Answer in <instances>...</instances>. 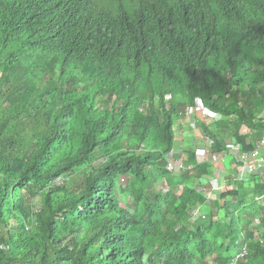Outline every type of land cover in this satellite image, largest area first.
Here are the masks:
<instances>
[{
  "label": "trees",
  "instance_id": "obj_1",
  "mask_svg": "<svg viewBox=\"0 0 264 264\" xmlns=\"http://www.w3.org/2000/svg\"><path fill=\"white\" fill-rule=\"evenodd\" d=\"M199 107L211 159L255 149L264 0H0V264H264L260 176L194 217L220 167L168 169Z\"/></svg>",
  "mask_w": 264,
  "mask_h": 264
},
{
  "label": "built area",
  "instance_id": "obj_2",
  "mask_svg": "<svg viewBox=\"0 0 264 264\" xmlns=\"http://www.w3.org/2000/svg\"><path fill=\"white\" fill-rule=\"evenodd\" d=\"M201 113V114H200ZM187 116V120L183 121V125H189L191 128H193L194 130V134L196 136H200V130L198 128V121L197 120H192V117L195 116H201V119H208V115L204 112V110H202V107L199 108H194L191 109L187 112L186 114ZM178 136L179 138H185L186 136L184 135V133H181V131L179 130L178 132ZM195 136V137H196ZM174 153H176V150L174 151ZM213 156V154H204L201 157V162H205V161H211L214 165H217L219 167H226L227 166V153L223 152V154L221 156L215 157L214 159H211V157ZM180 160H176V161H171L168 169L172 172H174V174H181V172L183 171H190L194 169V165H188L186 163V158L183 155H180ZM235 161L236 164L233 165V169L236 170V174L235 177L238 180V171H239V177L240 178H245V177H252V176H260L262 178V180L264 181V134L262 136L261 139H259L256 144H255V149L251 150V151H244V152H239L236 154L235 156ZM218 171H221L220 168ZM202 182L204 183V185L209 186L211 184L210 181L206 180ZM61 184V182L58 181V185ZM215 184L213 186H210L209 188H207L206 190L204 189V195L206 198L205 201V205L204 204H196V205H189V210L191 211L192 216L194 217H198L200 215H204V211L203 209L206 207H210L212 202H213V193L217 192V191H221V187L222 186H218V187H214ZM175 192H177L178 194H181L182 190L181 188H176ZM259 200H261V198H259ZM246 253H244L243 255H245ZM241 255V256H243ZM239 256V257H241ZM238 257V258H239ZM237 258V260H238ZM237 262V261H236Z\"/></svg>",
  "mask_w": 264,
  "mask_h": 264
},
{
  "label": "crops",
  "instance_id": "obj_3",
  "mask_svg": "<svg viewBox=\"0 0 264 264\" xmlns=\"http://www.w3.org/2000/svg\"><path fill=\"white\" fill-rule=\"evenodd\" d=\"M263 116H264V114H263ZM192 119H194V118H192ZM254 132V130H249L248 128H245V130L244 131H242V133L243 134H249V133H253ZM188 135H185L186 137L183 139V138H179V141H178V147L176 148V154L177 155H183L184 154V156H185V158L187 159V161H188V159L190 158V156H189V152L191 151V150H193V149H198V163H200L201 161V157L204 155V154H213L214 152H213V149L210 147V146H207L206 144H204V145H201V144H199V142L198 141H196V135L194 134V135H192V132H189L188 131V133H187ZM200 137L202 138V134L200 135ZM203 139V138H202ZM198 143V144H197ZM176 160H180V157H177V159ZM232 160H233V158L232 157H230V158H228L227 159V161H226V163H227V166L226 167H220V175H219V179H215V181H213V184H217V185H222L223 186V189H222V191H226L227 190V188H229V187H231L230 185V183H229V181H228V178H231V179H235L236 180V177H235V174H236V170L235 169H230V168H232L231 167V164L233 163L232 162ZM205 162H207V161H205ZM208 162H211V161H208ZM211 164L213 165V163L211 162ZM227 175H229V176H227ZM247 177H245V178H240L239 177V171H238V182H240V181H243V180H245ZM248 179V178H247ZM246 179V180H247ZM206 180H208V181H210L211 182V184H212V180H210V179H205L204 178V180L203 181H205L206 182ZM215 182V183H214ZM227 185V186H226ZM225 186V187H224ZM205 188V190L207 189V188H209V186H204ZM238 187H239V185H238ZM239 190H241V188L239 189ZM242 193L241 194H244L245 193V188H242ZM221 192V191H220ZM217 192H214L213 193V198L215 199V198H217ZM205 209V208H204Z\"/></svg>",
  "mask_w": 264,
  "mask_h": 264
},
{
  "label": "clouds",
  "instance_id": "obj_4",
  "mask_svg": "<svg viewBox=\"0 0 264 264\" xmlns=\"http://www.w3.org/2000/svg\"><path fill=\"white\" fill-rule=\"evenodd\" d=\"M201 114V113H200ZM192 118H194V119H192L191 121H193V120H197L198 121V125H201V123H203V122H208V123H210V118L208 117V119H201V116H197L196 117V119H195V117H192ZM184 120H187V117L184 119ZM203 121V122H202ZM181 125V127L179 126V128L181 129V130H184L188 125H183L182 123L180 124ZM199 127V126H198ZM184 132H185V130H184ZM183 132V133H184ZM177 138L179 139V136H178V134H177ZM213 181H215V179H212V183H213ZM214 185V184H213ZM213 185H209V187L210 186H213ZM258 200H259V198H258ZM213 201H214V199H213ZM260 201V200H259Z\"/></svg>",
  "mask_w": 264,
  "mask_h": 264
},
{
  "label": "rangeland",
  "instance_id": "obj_5",
  "mask_svg": "<svg viewBox=\"0 0 264 264\" xmlns=\"http://www.w3.org/2000/svg\"><path fill=\"white\" fill-rule=\"evenodd\" d=\"M166 101H167V99H166ZM198 126H200V125H198ZM215 183V182H214ZM160 185H163V183H161ZM218 186H222V185H217L216 183H215V186L214 187H218ZM227 186V185H226ZM54 187V186H53ZM161 187V186H160ZM225 187V186H224ZM222 189H223V186L221 187ZM221 189V190H222ZM131 203V200L127 197V196H121V206L122 207H129L128 206V204H130ZM235 208L238 210V204H236L235 205Z\"/></svg>",
  "mask_w": 264,
  "mask_h": 264
}]
</instances>
